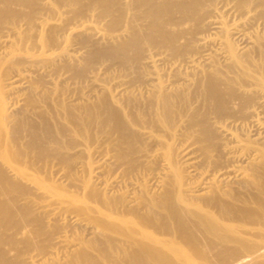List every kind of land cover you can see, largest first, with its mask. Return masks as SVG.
Masks as SVG:
<instances>
[{"label":"bare ground","instance_id":"6f19581e","mask_svg":"<svg viewBox=\"0 0 264 264\" xmlns=\"http://www.w3.org/2000/svg\"><path fill=\"white\" fill-rule=\"evenodd\" d=\"M0 264H264V0H0Z\"/></svg>","mask_w":264,"mask_h":264},{"label":"rangeland","instance_id":"374dc122","mask_svg":"<svg viewBox=\"0 0 264 264\" xmlns=\"http://www.w3.org/2000/svg\"><path fill=\"white\" fill-rule=\"evenodd\" d=\"M85 15V17H81V16H77L75 19H78V21L77 20H72V24H73V26H75V25H78L79 26V28H76V26H75V28H76V31H78V32H81V31H83L84 30V28L83 27H86V24L84 23V22H90L91 21V19L88 17V15H86V14H84ZM84 15H82V16H84ZM81 17V18H80ZM85 18V19H84ZM86 18H88L89 20L87 21V19ZM81 19H83V20H81ZM85 20V21H84ZM80 21H82L81 22V24L79 23ZM77 23V24H76ZM79 23V24H78ZM91 23V25L93 24V22H90ZM90 23H87V24H89L90 25ZM84 24H85V26H84ZM82 25H83V27H82ZM77 26V27H78ZM81 28H83V29H81ZM81 31H80V30Z\"/></svg>","mask_w":264,"mask_h":264}]
</instances>
